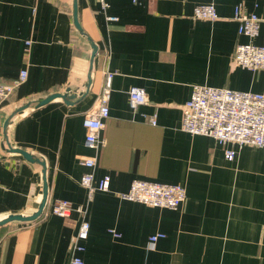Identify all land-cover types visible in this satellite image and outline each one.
Returning a JSON list of instances; mask_svg holds the SVG:
<instances>
[{"label":"crops","instance_id":"obj_1","mask_svg":"<svg viewBox=\"0 0 264 264\" xmlns=\"http://www.w3.org/2000/svg\"><path fill=\"white\" fill-rule=\"evenodd\" d=\"M206 1L108 0L104 12L99 0H77L82 33L74 0H0V80L27 70L0 106V220L35 213L44 169L48 183L41 216L0 226V264H69L73 255L84 264H264V147L221 144L182 129L194 85L264 93V70L234 61L237 45L248 40L238 32L235 6L263 19L254 42L264 45V0H216L217 20L195 18V6ZM89 38L98 47L94 58ZM107 72L114 73L110 113L95 181L109 174L111 184L88 202L80 179L93 151L85 146L83 120ZM133 86L148 96L136 109ZM68 88L70 104L57 98L14 114ZM11 147L39 157L45 168ZM227 149L236 151L232 160ZM136 178L183 184L187 200L170 209L121 199ZM56 199L72 203L69 217L52 212ZM80 206L90 232L85 250L74 252ZM159 232L165 237L149 249V237Z\"/></svg>","mask_w":264,"mask_h":264},{"label":"built area","instance_id":"obj_2","mask_svg":"<svg viewBox=\"0 0 264 264\" xmlns=\"http://www.w3.org/2000/svg\"><path fill=\"white\" fill-rule=\"evenodd\" d=\"M138 2V0H133ZM102 10L107 12L110 4L108 0H99ZM193 16L197 19L215 21L219 18L216 0H207L195 6ZM115 21L118 17L108 15ZM234 19L238 21V32L248 38L239 43L234 54L237 65L252 70H264V45L254 40L259 36L263 19L254 12H248L242 4L234 9ZM27 41V45L30 44ZM113 72H107L104 86L97 104L88 111L83 120L86 129L85 146L93 154L83 160L87 171L83 173L80 182L87 190V201L90 202L97 191H109L111 176L104 175L95 181V169L98 164L99 153L106 144L102 132L105 121L109 117V98ZM27 70H22L19 77L13 81L0 80V106L9 99L15 90L26 80ZM129 102L133 109L148 102L146 90L140 86H133L129 90ZM182 129L192 135H205L215 138L221 144L234 143L239 146L255 145L264 147V93L239 91L229 88H219L207 85H194L190 99L183 105ZM150 122L157 124L154 114ZM235 149L226 150V158L232 160ZM119 197L124 200L142 204L178 209L187 200V189L183 184L152 181L136 178L132 181L128 191L120 192ZM74 210L72 203L66 199H56L52 204L55 215L69 217ZM82 215L77 233L72 239V250H85L84 242L89 237L90 223L85 219L86 208H76ZM165 237L162 232L149 237L148 248L154 249L156 242ZM69 264H84L83 259L73 255Z\"/></svg>","mask_w":264,"mask_h":264},{"label":"water","instance_id":"obj_3","mask_svg":"<svg viewBox=\"0 0 264 264\" xmlns=\"http://www.w3.org/2000/svg\"><path fill=\"white\" fill-rule=\"evenodd\" d=\"M73 15H74V23H75V26L83 33V29H82V26L79 22V19H78V5H77V0H74V4H73ZM89 40L91 41V39L89 38ZM91 45H92V48H93V52H92V57L94 58V56L96 55L97 53V45L91 41ZM89 82H90V78H89ZM70 91L71 89L68 88L66 92L64 93H53V94H50L48 95L47 97L45 98H42V99H39V100H36V101H31V102H28L26 103L25 105H22L21 107H19L14 114L16 113H23L27 108H29L30 106H32V104H35V107H41V106H44L46 104H48L49 102H51L52 100L54 99H57V98H61L65 101V103L67 104H70V96H72L70 94ZM84 94H82L83 96ZM76 96V95H75ZM73 98L74 95H73ZM13 114V115H14ZM9 124V119H7L6 123H5V129L7 127V125ZM11 151L13 152H18V153H21L25 159H27L28 161H31V162H37V163H40L41 165L44 166L45 168V163L42 159H40L39 157L33 155L32 153L24 150V149H21V148H13L11 147L10 149ZM44 189H43V199L39 205V208L38 210L33 213L32 215H22V214H11L9 215L8 217L0 220V226L1 225H5L9 222H13V221H21V222H28V221H34L36 220L39 216L42 215L43 211H44V208L47 204V201H48V183H47V179H46V176H45V172L46 170L44 169Z\"/></svg>","mask_w":264,"mask_h":264}]
</instances>
